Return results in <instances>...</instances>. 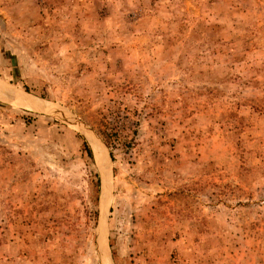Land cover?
Wrapping results in <instances>:
<instances>
[{"label":"rangeland","instance_id":"1","mask_svg":"<svg viewBox=\"0 0 264 264\" xmlns=\"http://www.w3.org/2000/svg\"><path fill=\"white\" fill-rule=\"evenodd\" d=\"M12 95L0 264H264V0H0Z\"/></svg>","mask_w":264,"mask_h":264},{"label":"bare ground","instance_id":"2","mask_svg":"<svg viewBox=\"0 0 264 264\" xmlns=\"http://www.w3.org/2000/svg\"><path fill=\"white\" fill-rule=\"evenodd\" d=\"M0 101H4V102H8V103H13L15 105L24 107L26 109H31L34 111H39V112H44L46 111V107L43 105H37L34 103L29 102L28 100H23L20 97H14L12 95V97L6 96V97H0ZM91 147L93 149V156H94V160L95 162L99 165V171H100V181H101V170H100V148L98 146H96L94 144V142L91 140ZM100 200H101V191H100ZM99 223H100V202H99Z\"/></svg>","mask_w":264,"mask_h":264},{"label":"trees","instance_id":"3","mask_svg":"<svg viewBox=\"0 0 264 264\" xmlns=\"http://www.w3.org/2000/svg\"><path fill=\"white\" fill-rule=\"evenodd\" d=\"M111 129L112 127L107 122H102L100 126V131H98L100 140L105 147H108L110 145L111 138L109 136L112 135ZM83 148L87 156L90 157L91 154H90L89 148L87 147L84 141H83ZM108 155L110 156V152H108ZM96 186H98V181H96Z\"/></svg>","mask_w":264,"mask_h":264}]
</instances>
